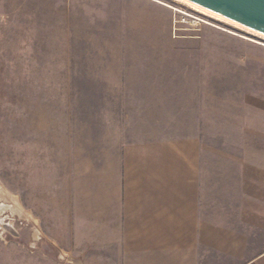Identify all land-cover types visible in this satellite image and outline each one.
<instances>
[{
  "label": "rangeland",
  "instance_id": "374dc122",
  "mask_svg": "<svg viewBox=\"0 0 264 264\" xmlns=\"http://www.w3.org/2000/svg\"><path fill=\"white\" fill-rule=\"evenodd\" d=\"M263 116L264 38L242 28L178 0H0V264H79L47 230L124 141L198 136L223 197Z\"/></svg>",
  "mask_w": 264,
  "mask_h": 264
},
{
  "label": "crops",
  "instance_id": "0c3cea01",
  "mask_svg": "<svg viewBox=\"0 0 264 264\" xmlns=\"http://www.w3.org/2000/svg\"><path fill=\"white\" fill-rule=\"evenodd\" d=\"M230 191L212 195L198 136L124 141L66 179L49 240L79 264H264V116Z\"/></svg>",
  "mask_w": 264,
  "mask_h": 264
},
{
  "label": "water",
  "instance_id": "95a60500",
  "mask_svg": "<svg viewBox=\"0 0 264 264\" xmlns=\"http://www.w3.org/2000/svg\"><path fill=\"white\" fill-rule=\"evenodd\" d=\"M264 34V0H186Z\"/></svg>",
  "mask_w": 264,
  "mask_h": 264
},
{
  "label": "bare ground",
  "instance_id": "6f19581e",
  "mask_svg": "<svg viewBox=\"0 0 264 264\" xmlns=\"http://www.w3.org/2000/svg\"><path fill=\"white\" fill-rule=\"evenodd\" d=\"M178 1L183 2V3L193 7L194 9L199 10L200 12L205 13V14L213 17V18H216V19H218L220 21H223V22H226L228 24L234 25L236 27L242 28L243 30H246V31L251 32V33H253V34L257 35V36H260V37L264 38V34H262L260 32H257V31H254L253 29H250L249 27L241 26V25H239V24H237V23H235V22H233V21H231L229 19L220 17L218 14L210 12V11L204 9V8L195 6L192 2H189V1H186V0H178Z\"/></svg>",
  "mask_w": 264,
  "mask_h": 264
}]
</instances>
